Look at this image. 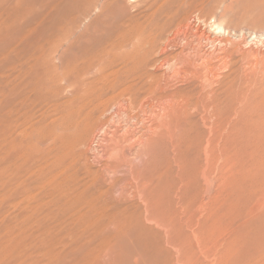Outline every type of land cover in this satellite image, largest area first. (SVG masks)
<instances>
[{
    "label": "rangeland",
    "instance_id": "374dc122",
    "mask_svg": "<svg viewBox=\"0 0 264 264\" xmlns=\"http://www.w3.org/2000/svg\"><path fill=\"white\" fill-rule=\"evenodd\" d=\"M51 243L264 264V0H0V264Z\"/></svg>",
    "mask_w": 264,
    "mask_h": 264
},
{
    "label": "bare ground",
    "instance_id": "6f19581e",
    "mask_svg": "<svg viewBox=\"0 0 264 264\" xmlns=\"http://www.w3.org/2000/svg\"><path fill=\"white\" fill-rule=\"evenodd\" d=\"M190 30V29H189ZM181 34V33H180ZM193 34V33H192ZM186 37V36H185ZM189 37H191V36H189ZM180 38V37H179ZM197 39V38H196ZM187 42V41H186ZM194 46V45H193ZM197 54V53H196ZM205 55V54H204ZM205 58V57H204ZM203 58V59H204ZM213 58V57H212ZM211 59V58H210ZM209 58H208V56L205 58V60H206V62L205 63H207V61L208 62H211V60H210ZM213 61V60H212ZM202 63V62H201ZM212 63V62H211ZM214 63V62H213ZM225 63V62H224ZM197 64V63H196ZM210 64V63H209ZM208 64V65H209ZM205 65V64H204ZM212 65V64H211ZM217 65V64H216ZM211 67H213V66H211ZM180 69V68H179ZM183 69V68H182ZM206 70V69H205ZM176 71V70H175ZM178 71V70H177ZM182 71V70H181ZM178 72H180V71H178ZM177 72V73H178ZM180 74V73H179ZM175 75H177V74H175ZM177 76H180V75H177ZM202 76V75H201ZM213 78H214V76H213ZM203 81V80H202ZM160 85V84H159ZM167 91V90H166ZM212 91V90H211ZM156 92V91H155ZM210 92V91H209ZM157 93V92H156ZM242 93L243 94H245V92H243L242 91ZM241 93V94H242ZM242 94V95H243ZM154 95V94H153ZM245 95H247V93L245 94ZM245 95H243V96H245ZM207 96L208 97H211V98H214L215 97V94L213 93V95L211 94H207ZM206 96V99L208 98ZM246 97V96H245ZM160 98V97H159ZM162 98V97H161ZM204 98V97H203ZM167 99L169 100V104H168V109L167 110H169L170 111V113H168V114H173V115H175L176 117L177 116H180V115H182V113L184 112V110L186 109L185 108V105H184V103H185V101H184V103H183V101L181 102V101H176L175 99H174V95H172V93L170 94V95H168L167 96ZM161 100V99H160ZM209 100V99H208ZM166 103H167V101H165ZM211 102V101H210ZM188 104H189V102H188ZM207 104H209V103H207ZM204 105V104H203ZM210 105V104H209ZM166 106H167V104H166ZM208 106V105H207ZM204 107V106H203ZM188 110V108L186 109V111ZM169 111H167V112H169ZM187 113V112H186ZM184 115V114H183ZM231 133V132H230ZM227 136V135H226ZM210 139V138H209ZM212 144V143H211ZM227 155V154H226ZM124 162V161H123ZM128 167V166H127ZM260 209V208H259ZM191 220V219H190ZM198 225V224H197ZM45 239V238H44ZM43 240V239H42ZM52 242V241H51ZM50 244V243H49ZM58 248V247H57ZM57 248H55V247H53L52 246V243H51V247H49V248H46V250H45V254H44V256L46 257V259L45 260H42L41 258H40V261H34V262H27L26 264H65V263H67V264H71V261L70 260H68L67 258H68V256L73 252L72 250L73 249H71L70 251H68V249H64V248H62V249H57ZM10 251V250H9ZM7 254L8 252H4V254ZM15 255V254H14ZM22 255V254H21ZM14 259H16V260H18V259H20V256L19 257H17L16 258V256L14 257ZM13 263L15 262L14 260L12 261ZM88 262H91V264H95V263H97V260H95L94 258L93 259H89L88 260ZM13 263H11V264H13ZM8 264V263H7ZM17 264V263H16Z\"/></svg>",
    "mask_w": 264,
    "mask_h": 264
}]
</instances>
